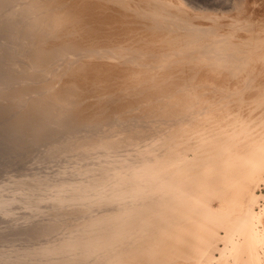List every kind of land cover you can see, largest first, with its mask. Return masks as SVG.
<instances>
[{
    "label": "bare ground",
    "instance_id": "1",
    "mask_svg": "<svg viewBox=\"0 0 264 264\" xmlns=\"http://www.w3.org/2000/svg\"><path fill=\"white\" fill-rule=\"evenodd\" d=\"M5 2L13 9L3 7L1 23L24 66L20 76L7 70L15 79L0 92V119L13 136L83 129L47 150L71 154L38 200L50 208L31 205L24 224L0 229L37 242L0 248V264H264L254 190L264 181V120L242 118L219 91H235L241 67L254 66L246 46L210 39V29L204 39L190 0H0V10Z\"/></svg>",
    "mask_w": 264,
    "mask_h": 264
},
{
    "label": "rangeland",
    "instance_id": "2",
    "mask_svg": "<svg viewBox=\"0 0 264 264\" xmlns=\"http://www.w3.org/2000/svg\"><path fill=\"white\" fill-rule=\"evenodd\" d=\"M190 1L194 2V3L189 2L190 8L189 7L186 8L188 11L187 15L191 19L190 21H192L193 23L194 22L195 23H201V26L202 25H205V26L208 25L207 27H205V29H204V26L199 27L200 29L202 28L201 33H203L202 35L205 37L204 39L207 40L206 37H208L211 34V31L212 32L214 31V32H216L215 33L216 35L218 34L217 37L214 36L213 34H211L214 37L210 38V37H212L210 35L208 37V40H209V38L210 39H216V38L223 37L222 38L223 41L225 40L226 42H228L227 40H229V42L227 44H230L231 46L235 45L234 48H236V46L239 44L237 47V48H239V50H242V48L246 46V48H245L246 51L243 48V50L241 51V54H244V53L248 54L249 53L250 56L252 54L254 57L256 56L254 54H257V56L259 55V58L262 55L263 62H264V56H263L264 55V53H263L264 52L263 51L264 50V48H263L264 42L263 43L260 42V41H264V0H190ZM10 2L13 3L14 1H10ZM10 2H7V3L5 2L3 4L1 10H0V14L3 17L5 15L6 11L9 8H12L11 7L12 3H11V5H8V4H10ZM195 2L198 5H196ZM190 3L194 8H192ZM200 3H202V5H199ZM12 6L15 7V3H13ZM224 6H225V8H224ZM3 7H5L6 11L3 9ZM205 8H207V9L204 10ZM205 11H207V12H205ZM209 13L211 15L213 14L212 16L216 19V21L218 19H220L219 21H221V22H219V25H218V21L215 22L216 24H214L213 18L209 15ZM197 14H199V15L202 14L203 16H205L206 14L207 15L205 17H202V16H199ZM2 16H0V92H2L1 94H4L10 87H12V85H14L13 81L15 79V78L14 79L12 78L13 79V81H12L11 77H9L10 75H9V72H7V70L9 71L11 69L10 67H13L15 65L14 66L15 72L11 71L13 69H11L10 71H11V73H13L12 74L13 77H14V73H16L18 76H20L22 74V67L24 66L23 65L24 61L21 60V58L17 55L18 50L21 49V44L16 39L15 34L11 30H9L8 28L5 27L6 24L1 23L2 22ZM217 16L220 18H218ZM208 18H211L212 20L208 19ZM232 22H233V25H232L233 28L231 27V29H230ZM202 23H204V24H202ZM220 23H221V25H220ZM234 24L238 25V27L240 25H241V27H242V25H246V26H243V28L241 29V27L235 28L236 26ZM206 28H207V30L210 29L211 31L208 30V32H205ZM228 28L230 29L229 31H228ZM204 32H205V34H204ZM222 35H224V36L226 35L225 36L226 38H224V36H222ZM218 36H221V37H218ZM254 40H255V42L257 41L256 43H254L257 46L260 44L261 45L263 44L262 47H261V45H260V47H258L261 50L260 49H252L255 46L252 43V42H254ZM259 42H260V44H257ZM250 43H251V45H250ZM239 46L240 47L242 46V47L240 48ZM247 46H249V47H247ZM250 46H252V48ZM257 46H255V48ZM8 48H9V50H6ZM247 48H251L253 51L251 49L248 50ZM3 49H4V51H3ZM6 51H8V52H6ZM260 51H263V52H261L263 54H260L259 53ZM245 54H244V56H245ZM254 57H252L254 62L249 57L244 58V60L247 61L246 63H248V60L250 59L248 64H250L252 62L250 65H252V64L254 65V66L253 65L252 66L255 67V70H253L254 69L253 67H252L253 69L251 68V70L254 72H252L251 70H246L245 69L246 65H243L244 60L242 61L241 66L242 65L243 66L241 67V73H243L244 76H243V74H241L243 77L240 79V83L237 86V88L235 89L236 92L233 91L232 89H230V91L228 90L229 92L224 91V90H219V91L226 93V96H228V97L230 96L229 100H228V105L230 104L229 105L230 107H232V106L235 107L236 104L238 107L241 106L238 110H239V113L241 114L240 116H242V118H246V119H249L251 121H254V123L256 124L259 122L261 123L264 120V113H263V109H264V97H263L264 85L261 83V82L264 83V77H263L264 76V66H263L264 63L261 61L262 57L260 60H258L257 57H255V58ZM18 60H21V61L18 62ZM259 61H261L260 62L261 64H258ZM247 66L249 67V65H247ZM247 66H246V68L248 69ZM256 66H257V68H256ZM15 69L18 71H16ZM243 69L245 72H243ZM249 69H250V67H249ZM249 71H251L252 73L250 72L248 75L247 72H249ZM245 74L247 75V77L245 76ZM250 74L253 75L251 78L248 77V76H250ZM3 77H4V79H3ZM7 77H9L10 79ZM248 78H249V80H248ZM255 78H256V81H255ZM241 81L242 82L245 81V82H243L245 84L241 83ZM251 82H254V84L253 83L251 84ZM259 83H261V84L259 85ZM262 91H263V93H262ZM233 96H234V98H233ZM238 98H240V99H238ZM260 98H261V100H260ZM236 100H239V101L237 102ZM229 102H231V103H229ZM3 120L4 119H2V120L0 119V203L3 200L8 201V204L6 206L8 214L6 216H4L1 212V211H3L1 209L2 207H0V216L2 218L3 217L6 218V219L4 218L5 220L1 219L2 221H0V225H2V226H0V229H4V228L7 229V226H10V225L20 224L21 222H22L21 224H24L30 217V211L32 209H35L34 207L37 204H38L37 205L38 208L42 209V210H44L46 207H47V210L50 208L48 203L45 204V202H42V204L39 205L38 200L40 198H44V200L46 199V196H48V194H49L47 192L48 187L52 186L53 182L56 180V177L59 175L60 169H62V168L66 169L70 166V163H71L70 162L71 161L70 155L71 154L58 152V153H55L53 155H50L47 153V150L49 148H51L53 144H59L63 141V139H65V138L67 139V137H69V136H74V137L78 136L82 132L81 130L83 128L80 127V128H75V129H68L66 131L64 129L63 130H53V131H50L46 134H39L37 136H30L28 134V131L23 129L20 131V134L18 133L19 135L16 133V135H18V136H13V135H15L14 131L12 130V132H13V134H12V132L9 131V130H11V126H8L11 124L8 122L7 119H5L4 122H3ZM256 129H258V128H256ZM75 130H77L79 132H76ZM63 131H65V132H63ZM69 131H70V133L71 132H73V133L70 134V133H68ZM53 134L54 135L57 134L56 137L58 139ZM63 135H65V136H63ZM52 137H54V138H52ZM48 139H50V140L48 141ZM61 157L63 159H61ZM56 160H58V161H56ZM59 163H60V165H59ZM49 164H50V166H48ZM23 167L26 168L25 171L23 170L24 169ZM31 167L35 168V169H32ZM27 168L30 170L32 169L33 171L31 170L32 172H30V170H28ZM39 169H41V172L39 171ZM9 170H11V172ZM34 170H36V171H34ZM14 172L15 173L18 172V173L15 174ZM66 176L67 177L65 179H68L67 182L74 180V178H72V176L70 177V174L66 173ZM262 176H263V174H262ZM25 177L26 178L27 177L34 178L33 182H35V183L32 182V185H30L29 183L26 182L27 184L23 185V184H25V181H22L19 179L25 178ZM39 177H42V179H44V181L42 182L41 185L38 184V182L40 181V180H38ZM15 178H19V179H15ZM258 183L256 184L257 186H258ZM257 186L254 189L255 191H256ZM18 187H20V188H18ZM11 191H12V193H10ZM22 192L24 194L26 192V194H27L26 200L22 199V198H24V197H21V195H20ZM43 195H44V197H43ZM32 198L34 200L33 203H31L33 201ZM14 200H16V201H14ZM11 201L13 204L11 203ZM34 204H35V206H31ZM44 204H45V206H42ZM212 204L213 205L216 204L214 200L212 201ZM27 206H30L32 208L28 209ZM39 206H42V208H40ZM14 207H16V208L14 209ZM254 209H255V211L258 210L256 207H254ZM26 213H28V214H26ZM26 218H28V219H26ZM17 221H19V222H17ZM6 224H7V226H5ZM219 233H220V235H222L223 231L219 230ZM13 235L14 234H12V233H5L2 236V238H0V248L4 249L6 251H9V252L11 250L14 251V250L21 249L20 247L30 248V247L34 246L32 243L35 244V242H37V240H38V238L37 239H35L33 237L31 238V236L25 237L24 235H20V236L19 235L13 236ZM221 246H222V244H219V247H221ZM7 248H8V250H7ZM214 253H215V257L218 256V253L216 251H214ZM213 264H215V263H213Z\"/></svg>",
    "mask_w": 264,
    "mask_h": 264
},
{
    "label": "built area",
    "instance_id": "3",
    "mask_svg": "<svg viewBox=\"0 0 264 264\" xmlns=\"http://www.w3.org/2000/svg\"><path fill=\"white\" fill-rule=\"evenodd\" d=\"M256 193L258 195H261L262 196V198H261V200L259 202L260 204H262L263 203V200H264V181H262V182H260L258 184V187L256 188Z\"/></svg>",
    "mask_w": 264,
    "mask_h": 264
}]
</instances>
